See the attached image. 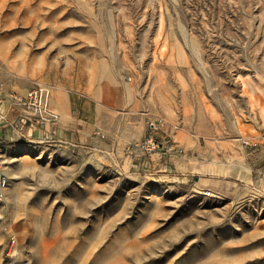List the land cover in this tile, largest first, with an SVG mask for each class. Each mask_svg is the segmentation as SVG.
Masks as SVG:
<instances>
[{
	"label": "rangeland",
	"instance_id": "rangeland-1",
	"mask_svg": "<svg viewBox=\"0 0 264 264\" xmlns=\"http://www.w3.org/2000/svg\"><path fill=\"white\" fill-rule=\"evenodd\" d=\"M34 84L76 164L14 167L0 264H264V0H0V89Z\"/></svg>",
	"mask_w": 264,
	"mask_h": 264
},
{
	"label": "crops",
	"instance_id": "crops-1",
	"mask_svg": "<svg viewBox=\"0 0 264 264\" xmlns=\"http://www.w3.org/2000/svg\"><path fill=\"white\" fill-rule=\"evenodd\" d=\"M63 99L62 95L54 92L50 103L52 108L63 114L62 118L56 123L38 127L25 110L13 100L11 92L0 89V114L3 117L0 121V157L3 162V172L8 182L9 180L15 181L18 179L14 167L23 159H26L28 155H32L34 158L37 157L38 161H42V165L72 168L70 166L76 164L72 156L65 150H63L64 153L62 152L63 158L47 157L46 154L51 147L41 143L42 139L47 137L65 141L72 139L73 135L67 130L69 122L64 115ZM24 119H27V124L24 123ZM22 135L24 138H22ZM183 143V146L186 145V143ZM151 156L159 155L153 154ZM10 169L13 171L10 172Z\"/></svg>",
	"mask_w": 264,
	"mask_h": 264
},
{
	"label": "built area",
	"instance_id": "built-area-1",
	"mask_svg": "<svg viewBox=\"0 0 264 264\" xmlns=\"http://www.w3.org/2000/svg\"><path fill=\"white\" fill-rule=\"evenodd\" d=\"M13 100L20 105L25 112L31 117L37 126H45L58 121V115L49 107L50 90L48 87L41 84H34L26 92L24 96L13 95ZM3 119L0 114V121ZM27 124V119H24ZM156 126L151 123L150 129H155ZM22 138L24 136L22 135ZM242 144H249L247 140H242ZM175 147L173 144L167 145L160 141L153 134H149L141 141H136L127 147L129 155H153L156 153L172 152ZM8 179L3 172V162L0 157V198H2V190L7 186ZM15 240H10V248L14 245ZM10 249L8 250L9 254Z\"/></svg>",
	"mask_w": 264,
	"mask_h": 264
}]
</instances>
